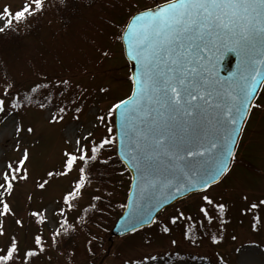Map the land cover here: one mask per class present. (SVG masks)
<instances>
[{
	"label": "snow or ice",
	"instance_id": "6c2138e0",
	"mask_svg": "<svg viewBox=\"0 0 264 264\" xmlns=\"http://www.w3.org/2000/svg\"><path fill=\"white\" fill-rule=\"evenodd\" d=\"M54 19L73 28L69 58L83 74L33 65L32 77L17 82L14 65L0 60V125L11 127L0 145V264H103L89 225L112 207L102 177L125 172L123 232L155 226L171 237L179 229L182 240L212 250L209 264H229L217 249L231 203L214 192L238 163L249 122L264 118V0H18L0 5V40ZM225 53L239 64L222 80L216 66ZM117 54L131 65L129 92L106 107L89 104L112 96L105 80L114 77L103 68ZM33 110L61 132V147L42 165L39 122L24 119ZM238 195L250 232H264V192ZM173 201L179 206L161 216ZM169 243L167 255L132 250L121 264H166L178 249Z\"/></svg>",
	"mask_w": 264,
	"mask_h": 264
},
{
	"label": "rangeland",
	"instance_id": "374dc122",
	"mask_svg": "<svg viewBox=\"0 0 264 264\" xmlns=\"http://www.w3.org/2000/svg\"><path fill=\"white\" fill-rule=\"evenodd\" d=\"M6 2L15 4L18 0H0V5ZM148 2L150 3L151 0H148ZM73 23L75 24V22ZM58 25V23L48 25L39 39L29 41V45L18 54H9L4 57L9 65H14L11 73L17 82H26L32 77L33 65L48 72L49 75L83 74L84 69L69 58L70 55H75L73 51V28L70 26L68 31L55 36L59 31ZM89 70H91L90 67ZM103 71L114 77L105 80V83L111 85L113 94L103 100L93 97L89 104L95 102L98 107H106L116 97L125 96L130 89V84L125 78L129 68L125 66V61L119 54L105 64ZM91 79V77H88L83 83H88ZM260 99H264V89ZM88 111L90 109L86 110V114L82 117L85 124L91 119V116L87 114ZM24 119L26 122L29 120L39 122L37 138L40 139V144L37 145L38 155L35 162L37 165H42L50 152H55L61 147V132L58 128H48L43 122V118L35 110L29 112ZM10 133L11 127L5 129L3 125H0V145H3L4 141L10 138ZM30 141L31 138H29ZM241 145V150L238 152V163L233 167L230 178L226 179L214 192L217 198L222 195L225 200L230 199L231 203V211L226 216L228 222L226 231L223 234V243L217 251L225 256L229 264H264V251L254 247L255 244H259L261 248H264V232L259 234L250 232L247 220H242L238 212L241 206L238 195L240 191L252 195H260L264 192V118L249 122ZM116 169L120 170V168ZM129 177L130 175L127 172L123 177L118 174H109V182L103 186L114 192L111 201L114 210L106 209V213L117 214L124 211L120 208V204L126 199L129 189ZM192 209L195 210L194 204ZM172 210L173 207L167 209V212L162 213L161 216L172 212ZM113 224L114 222L111 223V219L107 218L105 221L103 219V222H99L98 226L95 224L89 225L93 234L97 236V243L101 245V255L105 257L103 264H121L122 257L132 250L153 252L154 254L160 252L167 255V250L171 249L170 239H175L178 242V249L171 252V258H174L175 255L180 256L177 259H172L171 264H209L212 250L206 245L195 247L182 240L179 229H176L171 237L161 236L155 226H152L135 234L115 238L111 235ZM7 227H11L10 222ZM232 236H235L236 239L232 240ZM142 237L151 240L152 246L142 247ZM82 240L83 235L78 236L76 240V245L81 250V258L84 256L80 243ZM236 249H241V251L237 252ZM245 249L250 250L244 251ZM205 253H208V255L205 256ZM191 258H198V260Z\"/></svg>",
	"mask_w": 264,
	"mask_h": 264
},
{
	"label": "trees",
	"instance_id": "16d2710c",
	"mask_svg": "<svg viewBox=\"0 0 264 264\" xmlns=\"http://www.w3.org/2000/svg\"><path fill=\"white\" fill-rule=\"evenodd\" d=\"M52 23H58L59 25L57 27H59V31L56 33L55 36H59L62 35L63 32L68 31L65 30L64 25L58 21V20H53ZM48 23L47 21H41V23L38 25V27L34 28L32 31L31 35H27V36H21V37H10L7 38L6 40H0V60H4V57L9 55V54H18L19 52H21L25 47H27L29 44L28 42L31 41L32 39H39L40 35L43 33V31L48 27ZM113 168H120V164H113L112 165ZM102 179L105 181V183L109 182V174L105 175L102 177ZM177 205V204H176ZM175 206V205H174ZM110 209H113V207H111ZM109 210V209H108ZM120 213L117 214H109L106 213V215L103 216H98L95 223V225H99V222H103V219L105 221V219L110 218L111 219V223L115 222L117 220V218L119 217ZM98 242V241H97ZM101 247V245H100ZM178 255H175L174 258H170V260L166 261V264H171L172 259H177ZM198 260V258H193ZM95 264V263H92Z\"/></svg>",
	"mask_w": 264,
	"mask_h": 264
},
{
	"label": "water",
	"instance_id": "95a60500",
	"mask_svg": "<svg viewBox=\"0 0 264 264\" xmlns=\"http://www.w3.org/2000/svg\"><path fill=\"white\" fill-rule=\"evenodd\" d=\"M238 64H239V60L235 54L225 53V55L221 57L219 63L216 66V73L218 74V76L222 80L229 79L237 73ZM129 65H130V63H129ZM130 68H131V65H130ZM261 91H260V93H261ZM260 93H259V95H260ZM175 203L176 202L173 201L172 205ZM166 207L168 208L170 206H166ZM123 215H124V213H123ZM122 216L118 219V221L116 222V224L114 225V227L112 229L111 235L113 237L120 238V237H124V236L128 235V233L123 232V230L121 228V225L123 223Z\"/></svg>",
	"mask_w": 264,
	"mask_h": 264
}]
</instances>
